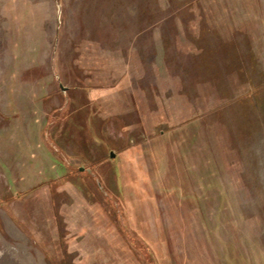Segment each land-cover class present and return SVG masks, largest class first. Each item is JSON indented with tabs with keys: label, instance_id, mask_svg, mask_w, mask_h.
Instances as JSON below:
<instances>
[{
	"label": "rangeland",
	"instance_id": "1",
	"mask_svg": "<svg viewBox=\"0 0 264 264\" xmlns=\"http://www.w3.org/2000/svg\"><path fill=\"white\" fill-rule=\"evenodd\" d=\"M0 264H264V0H0Z\"/></svg>",
	"mask_w": 264,
	"mask_h": 264
},
{
	"label": "trees",
	"instance_id": "2",
	"mask_svg": "<svg viewBox=\"0 0 264 264\" xmlns=\"http://www.w3.org/2000/svg\"><path fill=\"white\" fill-rule=\"evenodd\" d=\"M67 116H68V113H65L64 114V116H62L61 118V121H63V120H65L66 118H67ZM70 117V116H69ZM62 126V124H57V125H55V126H53L52 127V131L51 132H49L50 133V135H52V137L54 138L53 140L56 142V143H61V141H59V138H62V139H64L63 137H64V135H65V137H70V135H69V133H68V131L66 130V128H65V124L63 125V132L61 131V133L60 134H62L61 136H57L56 135V132H57V129L59 128V127H61ZM58 133V132H57ZM64 134V135H63ZM66 141H67V138H66ZM69 141V140H68ZM64 144V143H63ZM67 145V144H66ZM78 145L79 146H81L83 149H84V145H82V143H80V141L78 142ZM74 146H75V144H74ZM81 147H80V150H81ZM76 148V147H75Z\"/></svg>",
	"mask_w": 264,
	"mask_h": 264
},
{
	"label": "flooded vegetation",
	"instance_id": "3",
	"mask_svg": "<svg viewBox=\"0 0 264 264\" xmlns=\"http://www.w3.org/2000/svg\"><path fill=\"white\" fill-rule=\"evenodd\" d=\"M47 134V135H46ZM47 136V138H46ZM41 138L44 139L45 138V144L48 148H50V146H53V149L55 150L56 153V149L59 148L56 144V142L53 140L54 138L52 137V135H50V133L48 132H44L43 134H41ZM55 145V146H54ZM55 147V148H54Z\"/></svg>",
	"mask_w": 264,
	"mask_h": 264
},
{
	"label": "water",
	"instance_id": "4",
	"mask_svg": "<svg viewBox=\"0 0 264 264\" xmlns=\"http://www.w3.org/2000/svg\"><path fill=\"white\" fill-rule=\"evenodd\" d=\"M63 88H65V87H63ZM111 156H112V157L115 156V155H114V152H111ZM80 169H81V170H84V167H81ZM89 170H90V169H89ZM91 172H92V170H91ZM93 174H94V173H93ZM94 175H95V174H94ZM97 181H98V184H99L100 189L104 190V186H103L102 182L100 181V179L97 178ZM104 192L107 193L105 190H104Z\"/></svg>",
	"mask_w": 264,
	"mask_h": 264
}]
</instances>
